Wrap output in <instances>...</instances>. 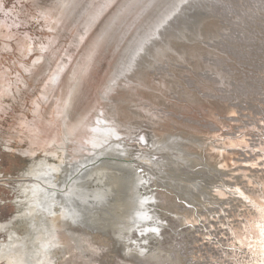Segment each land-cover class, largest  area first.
I'll return each mask as SVG.
<instances>
[{
    "label": "rangeland",
    "instance_id": "rangeland-1",
    "mask_svg": "<svg viewBox=\"0 0 264 264\" xmlns=\"http://www.w3.org/2000/svg\"><path fill=\"white\" fill-rule=\"evenodd\" d=\"M61 7L70 17L59 22ZM173 38L197 51L173 48ZM70 56L78 77L71 73L53 92ZM33 64L43 65L35 78L24 72ZM89 64L99 76L81 81ZM146 74L174 86L154 99L159 107L146 95ZM0 91V264H152L158 251L184 259L185 249V264H264V237L258 232L261 245L249 247L244 237L257 230L240 216L263 200L251 191L259 193L264 177L256 166L264 163V0H0ZM89 97L122 134L95 145L71 131ZM136 103L145 106L138 119L116 113ZM37 126L53 138H33ZM206 144L229 157L225 168L203 158ZM170 187L202 200L184 207ZM140 194L158 199L145 202L143 236L132 230L142 237L131 240L139 254L125 256ZM232 233L243 235L234 241ZM236 242L232 255L226 246Z\"/></svg>",
    "mask_w": 264,
    "mask_h": 264
},
{
    "label": "bare ground",
    "instance_id": "bare-ground-1",
    "mask_svg": "<svg viewBox=\"0 0 264 264\" xmlns=\"http://www.w3.org/2000/svg\"><path fill=\"white\" fill-rule=\"evenodd\" d=\"M56 11V10H55ZM69 13H71V12H69ZM59 14L61 15L60 16V19H59V22L61 21V19H62V17L64 18V19H68L67 17H70V16H67L68 14H67V10H66V8L65 9H62V7H61V11L59 12ZM105 20V19H104ZM9 21V20H8ZM65 21V20H64ZM63 21V22H64ZM93 21V23H94V20H92ZM102 22V21H101ZM9 23V22H8ZM14 23V22H13ZM101 24V23H100ZM103 24V23H102ZM93 25H95V24H91V25H89V27L87 28V30H86V33H85V35H84V39L86 38H88V35L90 34V32L92 31L91 29L93 28ZM205 25H207V26H209V25H211L210 23H208V24H205ZM6 26V25H5ZM62 26H63V23H62ZM61 26V27H62ZM211 27L212 28H210V36H211V34H214L215 32H214V29H213V24L211 25ZM61 29V28H60ZM59 29V30H60ZM9 29H7L6 31H8ZM96 30V29H95ZM100 32V31H99ZM106 34V33H105ZM8 36H10V35H8ZM94 36V35H93ZM107 38V37H106ZM9 39H14V41L16 40V46H19L20 48H22V46H23V43H22V41L21 40H19L18 38H16V37H12V38H9ZM105 39V38H104ZM176 38H173V39H170V45L173 47V48H179V47H181V48H183V46H187V50L189 51V52H196L197 51V49H195V46L194 45H192L190 42L189 43H186V44H182V43H180L179 41H177V40H175ZM23 40V39H22ZM94 40V39H93ZM113 40V39H112ZM12 41V40H11ZM10 41V42H11ZM48 41V40H47ZM105 40H102L99 44V47L97 48L98 50H96L97 52H96V54H95V56L94 57H98L99 56V51L102 49L101 47V44L104 42ZM111 41V40H110ZM109 41V42H110ZM6 42V41H5ZM13 42V41H12ZM95 42V41H94ZM94 42L92 43V44H94ZM8 44L6 45L7 46V49H8V47L9 46H11V45H9V42H7ZM14 43V42H13ZM28 43V42H27ZM89 43H91V42H89ZM96 43H97V41H96ZM6 44V43H5ZM91 44V45H92ZM31 46V44L29 45V47ZM97 46V45H96ZM101 46V47H100ZM28 47V48H29ZM45 46H42V48H44ZM10 48V47H9ZM28 48H26V49H28ZM26 51H28V50H26ZM12 53V52H11ZM93 53V52H92ZM95 53V52H94ZM47 55V54H46ZM46 55L44 56V55H40V56H38L37 57V60H39V61H44V60H46L47 58H46ZM71 58H69V60L68 59H66L67 61L64 63V66H61V68H59L60 70L58 71V73L56 72L55 74H56V76L57 77H55V86H54V90H53V92H55V91H57L58 89H59V85L60 84H62V82H64V79L65 80H67L69 77H71L72 75H71V73L72 74H74V76H77V72H79V71H76L75 72V70L73 71V72H71L70 73V64L74 61L75 62V60H73L75 57L74 56H70ZM74 57V58H73ZM78 57V56H77ZM95 60V59H94ZM33 62H34V59L32 60ZM49 61H51V59H48L47 60V62H49ZM103 61V60H102ZM32 62V63H33ZM73 62V63H74ZM72 65V64H71ZM90 66L89 67H83V69H82V72H83V76L81 77V81H84V80H86V79H88L89 77L88 76H90V74H94V72H93V64H89ZM42 67H43V65H32V67H27L26 69H24V72L28 75V74H30L32 77H36V76H38L39 74H40V70H42ZM76 67V66H75ZM78 70L79 69H81L82 67H80V66H78V67H76ZM72 71V70H71ZM98 75V73H95L94 74V77L93 78H95L96 76ZM99 76V75H98ZM1 77H3V75L1 76ZM31 77V78H32ZM78 77V76H77ZM150 77L151 76H149V75H144V76H142L141 77V79H142V81L146 84V86L148 87V85H150L149 86V88H147L148 89V93L146 94V95H149V96H151L150 97V101H154V99H161V101H162V96L163 95H165L167 92H169V89H168V86L169 87H171L172 89L174 88V86L171 84V83H169V82H167L166 80H165V78H161V79H157V80H150ZM92 78V77H91ZM90 78V79H91ZM100 78V77H99ZM5 80V79H4ZM150 80V81H149ZM93 81V80H92ZM26 82V81H25ZM6 83V82H5ZM9 84V83H8ZM3 86V85H2ZM4 88V87H3ZM3 88H2V90H3ZM19 88V87H18ZM93 88V87H92ZM202 89H203V87H201ZM6 89V88H5ZM14 89V88H13ZM168 89V90H167ZM11 90V89H10ZM203 90H205V91H207V89H203ZM4 91V90H3ZM3 91H0V92H3ZM6 91V90H5ZM8 91V90H7ZM6 91V93H8ZM12 91V90H11ZM90 92H92V91H90V88H89V91H88V93H90ZM158 92V95H155L156 93ZM11 93V92H10ZM142 94V92H139V94ZM204 93V92H203ZM4 94V93H3ZM6 95V94H5ZM8 95V94H7ZM90 95V94H89ZM9 96H10V94H9ZM7 97V96H6ZM152 97H153V99H152ZM15 99V98H14ZM89 102H90V97L89 98H87L85 101H84V103H83V105H81V106H79L78 107V109L76 110L77 111V115H78V123H75V124H73L72 123V126H70V128H71V131L72 132H77L78 134H79V132H81L82 134H81V141H83V143H85V144H92V143H94L95 145H99L98 143H101V142H104L105 141V139H106V137H113V136H118V135H120V134H122V129H120V126H117V124H116V122H115V120L113 119V118H110V119H106L107 117H106V115L107 114H109V112H106V111H104L101 107H99L98 108V105H99V102L97 101L96 102V100H91V102H90V108L88 109V105H89ZM53 103V102H52ZM154 103H156V105H158V107H159V105H163V103H160V101H154ZM144 107L145 106H143L142 104H138V103H136V104H127V105H125L124 107H122V108H120V109H117L116 110V113L117 112H120V113H122V115L126 118L125 120L126 121H129L128 119H131L132 117H133V115L132 114H134V115H136V118L141 114V113H143V111L145 110L144 109ZM86 108H87V110H86ZM94 113V114H93ZM92 114H93V116H92ZM156 115H157V113H156ZM161 117V116H160ZM89 118H91L90 120H89ZM95 119V120H94ZM138 119V118H137ZM38 122H40V121H38ZM102 122H104L105 123V125L104 124H102ZM37 124V123H36ZM40 124V123H39ZM28 125V124H27ZM41 125V124H40ZM47 125V124H46ZM71 125V124H70ZM84 125V128L82 129V126ZM33 126V125H32ZM42 126H44V125H42ZM38 130H37V129ZM44 128V127H43ZM52 128V127H51ZM30 129V128H29ZM45 129V128H44ZM53 130H54V128H52ZM35 132V131H37L36 132V134H33V135H31L30 133V135L33 137V138H36L37 139V137L39 138V140L41 139L39 136V132H41L42 133V135H44V137H45V139H48V137L50 136V137H52L51 136V134H54V132L53 133H51L52 131L49 129H45V130H42L41 129V127H39V126H37V127H35V129L33 130H30V132L32 133V132ZM75 132V133H76ZM56 133V132H55ZM76 133V134H77ZM53 138V137H52ZM33 142V141H32ZM45 142V141H44ZM236 142V141H235ZM203 143H205L204 142V140H203ZM246 143V142H245ZM45 144V143H44ZM237 144V147L238 146H240L241 145V143L239 142H236L234 145H236ZM209 148H211V149H209ZM241 147V146H240ZM243 147V146H242ZM241 147V148H242ZM245 147V146H244ZM243 147V148H244ZM200 148H203V149H201L202 151H203V153H204V151H209V152H211V153H209V154H205V155H203V158L205 159L206 158V156L207 157H209V165H211V166H215V167H217L218 169H222V168H225L226 166V163L228 162V158L229 157H225L221 152H220V150H218L217 151V149H219V147H215L214 145L213 146H211V145H205V147H204V145L203 146H201ZM230 148V147H229ZM227 149V148H226ZM197 151H198V149H197ZM201 151V152H202ZM260 151V150H259ZM262 151V150H261ZM260 151V152H261ZM202 153V154H203ZM232 160V159H231ZM253 165V164H252ZM252 165H250V166H252ZM255 165V164H254ZM209 168V167H208ZM207 170V169H206ZM222 171V170H221ZM216 176V175H215ZM207 177V176H206ZM256 178H258V177H256ZM263 180H264V177H261ZM220 179V178H219ZM234 179V178H233ZM212 180V179H211ZM263 180H261V182L259 183L258 182V184H260V187H259V193H256V192H252L251 191V193L254 195L253 197L254 198H256V199H258V197H262V199L263 200H261L260 202L259 201H257L256 203H257V205H260L261 206V208L264 210V181ZM263 181V182H262ZM227 183V182H226ZM255 184H257V183H255ZM170 185H171V183H170ZM226 185V184H225ZM234 185V184H233ZM259 186V185H258ZM217 187V186H216ZM224 187V183L222 182L221 183V186H220V188L222 189ZM237 188V187H236ZM239 188V187H238ZM237 188V189H238ZM258 188V187H257ZM164 190H166V193H169V191L172 193V194H169L168 196H179V198H180V204H183V206L184 207H186L185 205H187L188 206V204H190L191 206L193 205L192 203H194L195 201L197 202V198H200L199 200H202L201 199V197H197V196H195V195H193L190 191H189V189H188V191H185V190H178V189H172L171 187L170 188H168V189H164ZM225 190V189H224ZM177 191V192H176ZM213 192V191H212ZM238 192H239V194L241 193L240 192V190H238ZM182 193V194H181ZM202 193V192H201ZM203 195V199L205 198V199H207L208 201H212L213 203H214V201H218V199H208V194L206 195V194H204V193H202ZM216 195L219 197V196H221L222 197V195L221 194H219V192H217L216 193ZM201 196V195H200ZM152 197V196H151ZM151 197H143V195L142 194H140L139 196H138V205H139V208H138V210L136 211V212H134V213H131L130 214V219L129 220H127V221H130L129 222V224H130V228L129 229H127L126 231H124L125 232V234H126V236L124 237V242L122 243L123 245H122V253L126 256V255H134V256H137V254H139V248L141 247V246H139V245H136V244H133L132 242H131V240H141L142 239V237H140L139 239H137V238H135L133 235H132V230H134V229H136L137 231H138V233H139V235L141 236L142 235V233H145L146 232V226H147V224H148V222H147V219L148 218H150V216H149V212L148 211H146L145 209V202H150V200H152V201H154L155 202V200L156 199H158V196L157 195H155L153 198H151ZM221 197H219V198H221ZM223 200V199H222ZM254 200V199H253ZM202 202H204V201H202ZM209 203V202H208ZM242 203H243V201H242ZM252 203V202H251ZM253 203H254V205H256V203L253 201ZM206 204V203H205ZM148 205V204H147ZM164 205H166V207H168V209H171V207H173V205H175V201H174V203H171V201H166V203H164ZM252 205V204H251ZM254 205H252V208H248L247 210H244L243 209V213H241L240 214V216L242 215V216H246V217H249L250 219H252L253 218V220L252 221H254L252 224L254 225V227L256 228V230L257 231H255V233H252V232H248V233H246V237H244V241H247V238H248V240L250 241V242H253L252 244H250L249 245V247L251 246H256V247H259V245H261V243H260V241H259V237H257L256 236V234L259 232H261L262 233V231H264V212H262L261 210H258L257 208H255V206ZM236 206V205H235ZM246 206V205H245ZM200 209V208H199ZM233 209V208H232ZM255 211V213L253 214V212L252 211ZM189 211H191V210H189ZM200 211V210H199ZM185 212V211H184ZM240 212V211H239ZM186 213V215H187V211L185 212ZM194 213V212H193ZM256 216H258L257 218H256ZM194 215H188V217H186V221L187 220H190V222H191V224L193 225L196 221L194 220ZM245 220V221H244ZM242 221H244V222H246V218H244ZM250 223L251 222H247V223H240L238 226L240 227V226H243V225H249L250 226ZM158 225L160 224L163 228L164 227H166L167 225H166V223L164 224V223H157ZM189 224V223H188ZM128 226V225H127ZM149 227H151V226H149ZM159 228V227H158ZM158 228H154L153 230L154 231H159L158 230ZM252 228V227H251ZM191 229V228H190ZM255 230V229H254ZM258 233V234H259ZM209 235V234H208ZM232 235L234 236V238H232V239H234V241H236L237 239H236V237H240V236H242L243 235V233H242V235H239V233H232ZM143 236V235H142ZM209 236H211V235H209ZM205 237V236H204ZM210 239V238H209ZM235 244H237V242L235 243ZM263 244V243H262ZM237 247H238V249H239V245L237 244ZM177 249V248H176ZM237 249V250H238ZM260 249H262L261 248V246H260ZM181 249H178V251H180ZM166 251H171V249H166ZM246 251V254H247V258L248 259H252V258H254V257H252V255H249L248 253L250 252V250L248 251L247 249L245 250ZM248 251V252H247ZM162 251H158L157 253H155V257H154V260H153V262H152V264H185V261H187V259H185V257H187L188 256V253H189V251H187V249H185V251H184V253H186V255H184V259H181V257H179V255H177V253H174V255L173 256H171V255H169V254H167V253H161ZM229 253V252H228ZM232 255H233V253H232ZM189 256H191V255H189ZM193 256V255H192ZM199 256V255H198ZM229 256V255H228ZM263 256H264V254H263ZM231 257V256H230ZM193 258V257H192ZM195 258V257H194ZM201 262V261H200ZM8 263V262H7ZM190 263H191V260H190ZM229 263V262H228ZM9 264H11L10 262H9ZM189 264V263H188ZM197 264V263H196ZM209 264V263H208ZM235 264V263H234Z\"/></svg>",
    "mask_w": 264,
    "mask_h": 264
},
{
    "label": "water",
    "instance_id": "water-1",
    "mask_svg": "<svg viewBox=\"0 0 264 264\" xmlns=\"http://www.w3.org/2000/svg\"><path fill=\"white\" fill-rule=\"evenodd\" d=\"M259 153H260V151H258ZM260 161V160H259ZM264 161V157H262V162ZM261 162H259V164L258 165H256V166H259L260 168L259 169H262V170H264V163H261ZM230 246H231V248H230ZM227 247H229V250L231 251V253H233L235 250L237 251V249H238V247H237V244H235V245H232V244H229V246L227 245L226 246V248ZM233 247H234V249H233ZM228 249V248H227ZM223 253V252H222ZM237 253H238V251H237ZM226 258V257H225ZM226 261H228L229 263H232V264H234L233 262H232V260L230 259V258H228V259H226Z\"/></svg>",
    "mask_w": 264,
    "mask_h": 264
},
{
    "label": "snow or ice",
    "instance_id": "snow-or-ice-1",
    "mask_svg": "<svg viewBox=\"0 0 264 264\" xmlns=\"http://www.w3.org/2000/svg\"><path fill=\"white\" fill-rule=\"evenodd\" d=\"M261 235H262V237H264V231H262Z\"/></svg>",
    "mask_w": 264,
    "mask_h": 264
}]
</instances>
